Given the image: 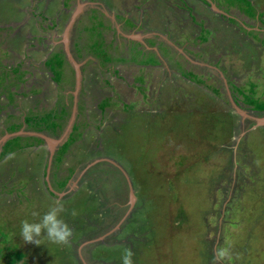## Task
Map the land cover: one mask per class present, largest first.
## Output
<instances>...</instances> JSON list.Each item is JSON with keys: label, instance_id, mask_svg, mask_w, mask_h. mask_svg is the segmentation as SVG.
I'll return each mask as SVG.
<instances>
[{"label": "rangeland", "instance_id": "374dc122", "mask_svg": "<svg viewBox=\"0 0 264 264\" xmlns=\"http://www.w3.org/2000/svg\"><path fill=\"white\" fill-rule=\"evenodd\" d=\"M56 199L70 246L25 243ZM0 231V264H264V0H0Z\"/></svg>", "mask_w": 264, "mask_h": 264}, {"label": "clouds", "instance_id": "9594fccd", "mask_svg": "<svg viewBox=\"0 0 264 264\" xmlns=\"http://www.w3.org/2000/svg\"><path fill=\"white\" fill-rule=\"evenodd\" d=\"M80 63H81V60H80ZM230 105L233 106V107L230 106V110H232V112L236 113V111H237L238 115H240V114L246 115V113H244V111L235 109V106H239V104L237 102H235V101L232 102V100H231ZM226 113L229 115V111H227ZM28 116H31V115H28ZM247 117L253 121V124L250 125L248 127V129L256 127L258 120L253 119L252 115L248 114V110H247V115L244 117H241V119L244 120ZM230 120L234 124V119L232 118ZM230 137L232 138V136H230ZM134 175H135V173L133 174V176ZM137 180H138V178H137ZM121 182H122V185H120L118 187H122V190L125 187L126 194L128 195V200H129L128 204H130L133 202V199H134L133 192L136 191L138 193V191L133 188V186H135V185L138 186L136 184L137 181H135V179L131 180V179L127 178V181L122 180ZM85 183H87V185H89L92 183V180L87 179L85 181ZM123 184H125V186ZM140 185L142 186V181H141ZM119 204H122V203L119 202ZM115 205H118V203ZM65 211H66V208H65L64 203L60 199H56L48 207L47 211L44 212L41 216H39V219L32 220V221H29L28 219L22 220L21 221L20 235L22 236L23 241L25 243H34L36 245H40V244H43L42 240L44 238H46L47 241L51 242L52 244L70 246L71 238L73 236V230L68 225V223L62 218L61 214L64 213ZM71 214L73 216H75L76 215L75 210H73V212ZM34 215H36V214H34ZM111 228H109V229H111ZM108 230L106 231V233L108 232ZM102 236H104V234ZM133 256H134L133 251L130 248L125 247L123 249L122 256H121L122 264H134V261L132 259ZM229 257H230V251L227 247H218L217 248L216 258L219 261L223 262L225 260V258H229Z\"/></svg>", "mask_w": 264, "mask_h": 264}, {"label": "bare ground", "instance_id": "6f19581e", "mask_svg": "<svg viewBox=\"0 0 264 264\" xmlns=\"http://www.w3.org/2000/svg\"><path fill=\"white\" fill-rule=\"evenodd\" d=\"M236 41V40H235ZM201 129V128H200ZM210 133V132H209ZM115 138V137H114ZM110 142V141H109ZM106 146V145H105ZM79 199V198H78ZM77 200V199H76ZM75 202V201H74ZM82 205V204H81ZM81 207V206H80ZM74 208V207H73ZM2 229V228H1ZM1 232V231H0ZM153 246V245H152ZM5 247V246H4ZM101 260V259H100Z\"/></svg>", "mask_w": 264, "mask_h": 264}, {"label": "trees", "instance_id": "16d2710c", "mask_svg": "<svg viewBox=\"0 0 264 264\" xmlns=\"http://www.w3.org/2000/svg\"><path fill=\"white\" fill-rule=\"evenodd\" d=\"M142 185H143V183H142ZM113 206H116V205L114 204ZM106 231H107V230H106ZM106 231H105V232H106Z\"/></svg>", "mask_w": 264, "mask_h": 264}, {"label": "flooded vegetation", "instance_id": "af4514ba", "mask_svg": "<svg viewBox=\"0 0 264 264\" xmlns=\"http://www.w3.org/2000/svg\"><path fill=\"white\" fill-rule=\"evenodd\" d=\"M67 192V191H66ZM102 253H104V252H102Z\"/></svg>", "mask_w": 264, "mask_h": 264}, {"label": "crops", "instance_id": "0c3cea01", "mask_svg": "<svg viewBox=\"0 0 264 264\" xmlns=\"http://www.w3.org/2000/svg\"><path fill=\"white\" fill-rule=\"evenodd\" d=\"M93 183V182H92Z\"/></svg>", "mask_w": 264, "mask_h": 264}]
</instances>
